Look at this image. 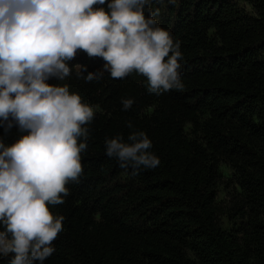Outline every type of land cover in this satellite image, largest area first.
I'll list each match as a JSON object with an SVG mask.
<instances>
[{
  "label": "trees",
  "instance_id": "1",
  "mask_svg": "<svg viewBox=\"0 0 264 264\" xmlns=\"http://www.w3.org/2000/svg\"><path fill=\"white\" fill-rule=\"evenodd\" d=\"M240 1L152 0L158 25L180 45L182 89L149 93L143 75L113 79L101 57L81 50L67 61L70 76L48 78L94 118L82 126L79 183L49 205L64 220L43 264H264V0H244L252 10ZM77 64L102 78L86 82ZM123 99L134 101L127 110ZM133 131L148 135L159 166L134 174L106 155V139L130 143ZM26 134L0 118L6 147Z\"/></svg>",
  "mask_w": 264,
  "mask_h": 264
},
{
  "label": "clouds",
  "instance_id": "2",
  "mask_svg": "<svg viewBox=\"0 0 264 264\" xmlns=\"http://www.w3.org/2000/svg\"><path fill=\"white\" fill-rule=\"evenodd\" d=\"M151 3L111 0L105 9L94 7L105 0H0V118L11 116L27 132L10 146L0 142V255L14 253L9 264H43L52 255L64 217H55L49 205L62 204L67 184L79 183L83 172L88 130L82 126L94 118V109L48 78L70 76L67 61L81 50L101 57L113 79L143 75L157 96L184 87L180 45L158 25L159 9L152 14ZM75 67L78 77L87 73L86 82L103 76L86 65ZM133 102L123 99L124 109ZM128 141L106 139V155L134 174L160 165L145 132L133 131Z\"/></svg>",
  "mask_w": 264,
  "mask_h": 264
},
{
  "label": "rangeland",
  "instance_id": "3",
  "mask_svg": "<svg viewBox=\"0 0 264 264\" xmlns=\"http://www.w3.org/2000/svg\"><path fill=\"white\" fill-rule=\"evenodd\" d=\"M240 4L245 6L248 10H252V6L250 5V3H248V2H246L244 0H241ZM105 63H106L105 61L102 62V68L103 69H105L104 68ZM221 168H222L223 172L225 173V175H227V176L230 175L231 172H232L231 168L227 164H222ZM220 189H221V195H222L223 194L222 187Z\"/></svg>",
  "mask_w": 264,
  "mask_h": 264
}]
</instances>
